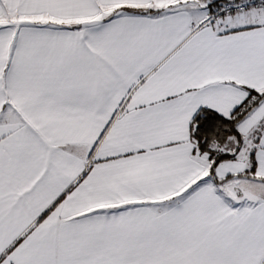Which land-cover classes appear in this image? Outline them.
<instances>
[{"label": "snow or ice", "instance_id": "obj_1", "mask_svg": "<svg viewBox=\"0 0 264 264\" xmlns=\"http://www.w3.org/2000/svg\"><path fill=\"white\" fill-rule=\"evenodd\" d=\"M0 264H264V0H0Z\"/></svg>", "mask_w": 264, "mask_h": 264}]
</instances>
